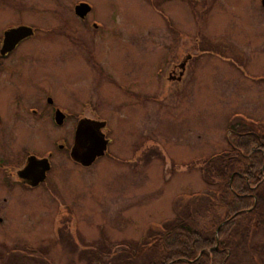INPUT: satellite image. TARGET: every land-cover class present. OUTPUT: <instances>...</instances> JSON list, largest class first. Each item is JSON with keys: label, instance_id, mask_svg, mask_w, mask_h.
Segmentation results:
<instances>
[{"label": "rangeland", "instance_id": "1", "mask_svg": "<svg viewBox=\"0 0 264 264\" xmlns=\"http://www.w3.org/2000/svg\"><path fill=\"white\" fill-rule=\"evenodd\" d=\"M73 1L23 0L27 5H13L0 23L40 28L33 51L51 59L43 68L55 74L41 89L75 118L105 121L107 153L76 165L67 157L72 116L62 126L48 113L43 123L37 119L34 134L24 133L25 146L54 153L52 183L0 188V264L18 254L32 258L15 257L24 264H88L78 250L96 245L104 250L97 264H123L125 243L155 232L186 199L216 189L217 179L209 183L197 167L228 150V123L264 124L261 0H83L92 5L89 25L96 20L100 29L78 22ZM56 26L60 34L53 36ZM66 30L76 41L63 38ZM14 87L29 102L30 87L19 82L2 85L0 95L8 100ZM69 94L81 97L78 105ZM206 197L197 202L202 213ZM213 210L208 215L221 213ZM255 241L264 249L263 237ZM258 258L264 262V254Z\"/></svg>", "mask_w": 264, "mask_h": 264}, {"label": "trees", "instance_id": "2", "mask_svg": "<svg viewBox=\"0 0 264 264\" xmlns=\"http://www.w3.org/2000/svg\"><path fill=\"white\" fill-rule=\"evenodd\" d=\"M234 121L238 122L227 126L233 138L228 141V150L209 157L198 167L208 182V178L217 179L216 189L209 187L205 194L209 200L205 214L197 203L204 195L186 199L176 216L157 225L155 232L125 243L123 264L264 263L257 259L264 249L255 241L256 237L264 238V124L246 118ZM214 208L221 211L219 216L208 215ZM78 251L83 252L88 264H97L104 250L96 245L93 250ZM245 255L250 259L244 260ZM17 256L21 255H13L9 264H24ZM38 264L51 263L45 258Z\"/></svg>", "mask_w": 264, "mask_h": 264}, {"label": "flooded vegetation", "instance_id": "3", "mask_svg": "<svg viewBox=\"0 0 264 264\" xmlns=\"http://www.w3.org/2000/svg\"><path fill=\"white\" fill-rule=\"evenodd\" d=\"M18 1L19 0H0V19L2 16L7 15L8 12L16 11L12 9L13 5L15 7L19 5L22 8H24V5H27L26 3L23 4V0H21L19 4L17 3ZM13 2H15V4H13ZM83 2L86 1L76 0L70 2V13L78 19L79 23L84 24L85 27L90 26L92 29H100L101 23L94 20L89 25L90 20L87 21L86 19L88 14L92 11V5H90L91 10L88 13H85L81 17L77 14L76 6ZM1 3L5 4V8H2ZM1 22L0 89L2 85L11 83L17 84L19 82L22 89L25 86L30 87V90L26 89L27 92L25 91V93L28 94L29 92L31 98L29 102H25L24 99H22L23 91H17V87L13 88L14 92H12V95L7 98L8 100L0 95V188H6L4 192H10L13 189L34 190L42 188L44 185L51 184L52 180L50 179V174L54 170L52 161L54 156L53 152L44 154V151L42 150L25 146L27 144V136L24 137V133L28 130L30 133L34 134L37 119L43 123L44 115L48 113L50 114L48 115L49 118H51L56 125L62 126V124L72 116L73 125L72 131H70L72 146L71 148L69 147L67 156L69 159H71L70 151L74 145L76 128L79 122L82 120L102 122L103 120L87 116H79L78 118H75L76 113H71L72 111L68 106L57 103L52 96V93H47L43 88L41 89V87H43L41 85L44 81L49 80L51 78L50 76L55 74L54 72L45 73L48 72V70L43 68L44 63H51L49 62L51 59L49 58V60L45 62L43 58L36 55V52L33 51L35 46H37V48L39 47V36H43L40 34L41 31L37 25L24 20L12 21L4 19V21L1 20ZM20 27H28L32 31L24 36H13L11 34L12 30ZM59 28V26H56L52 29L54 32L53 36H58V34H60ZM68 28L70 29V27ZM92 29L90 30L92 31ZM71 37L72 35L70 31L66 30L63 32V38L66 39V41L69 43L70 39L76 41L75 37ZM175 74L176 70H173L169 73V78H176ZM180 74L181 76L183 75L181 72ZM58 77L59 76L53 77V82H56V80L59 81ZM180 79L181 77L178 81H180ZM69 96L70 98L73 97L78 105L81 97H78L77 102L76 96L74 97L70 94ZM77 105L75 106L77 107ZM58 112L61 113L59 114ZM105 127L106 124L104 128ZM57 148L63 150L65 149V146L63 144H57ZM30 158H33V163L39 162L35 163V172L23 173V170L31 160ZM44 159L47 160V164L43 161ZM40 162L42 163L40 164ZM72 162L76 165L78 164L77 162ZM47 165L49 166V169L45 172V179L39 183H35L36 177L40 176L41 170ZM1 193L2 192L0 191V194ZM1 198L3 202L7 201L6 196H2Z\"/></svg>", "mask_w": 264, "mask_h": 264}, {"label": "water", "instance_id": "4", "mask_svg": "<svg viewBox=\"0 0 264 264\" xmlns=\"http://www.w3.org/2000/svg\"><path fill=\"white\" fill-rule=\"evenodd\" d=\"M264 6V0H261ZM89 6L86 3H81L76 6V12L80 16H83L89 11ZM31 32L28 27H20L12 30L11 34L16 37L24 36ZM59 113V112H58ZM60 114V113H59ZM60 122V121H59ZM104 123L94 122L89 120H82L79 122L76 128L74 146L71 150V158L79 162L83 166H90L98 157L104 155L107 148L108 140L105 139L104 134L101 132V128ZM27 167L23 170V173L35 172V163L33 158H30ZM47 164V160L44 159ZM42 162H40L41 164ZM49 169V166H44L41 170L40 176L36 177L35 183H39L45 179V172Z\"/></svg>", "mask_w": 264, "mask_h": 264}]
</instances>
